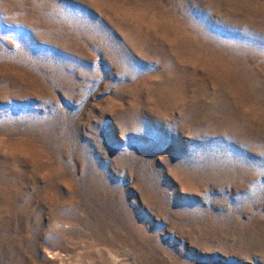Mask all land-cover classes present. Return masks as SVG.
Wrapping results in <instances>:
<instances>
[{"label": "rangeland", "instance_id": "rangeland-1", "mask_svg": "<svg viewBox=\"0 0 264 264\" xmlns=\"http://www.w3.org/2000/svg\"><path fill=\"white\" fill-rule=\"evenodd\" d=\"M0 264H264V0H0Z\"/></svg>", "mask_w": 264, "mask_h": 264}]
</instances>
